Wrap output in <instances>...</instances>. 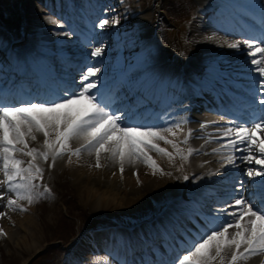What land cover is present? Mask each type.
<instances>
[{
  "label": "bare ground",
  "instance_id": "1",
  "mask_svg": "<svg viewBox=\"0 0 264 264\" xmlns=\"http://www.w3.org/2000/svg\"><path fill=\"white\" fill-rule=\"evenodd\" d=\"M26 1L27 11H25L27 14L24 23L28 30L22 33L25 37V44L18 45V47L11 42L8 44L5 32L0 28V48L3 47V50L0 51V99L17 103L23 102L28 97L39 102L40 100H53V92L61 95L68 91V85H62L63 88L58 87L59 82L55 80V77L59 78L61 75L60 79L76 83L79 81L80 73L87 67L84 68L86 64L81 62L76 65L78 68L75 72L66 73L59 64L63 66L67 64L70 51L73 56L77 54L78 49L73 47L74 38L81 40L94 31V38H88L85 42L89 46L87 50L78 52L83 53V56H88L86 53H90L93 47L95 48L97 45H99L97 47H103L100 57L89 55L92 57L91 62L88 63L89 67L106 65L103 69L100 67V72L92 79L101 83L105 81L104 88L115 84L118 79L125 80L124 92H130V95L129 97L127 95L123 102L133 105L132 102L143 98L148 99L149 103L140 105L137 112L141 111L142 114L147 111L153 116L142 124L159 126L161 129L171 127L177 132V135L172 137L165 133L169 135L170 139L176 140L185 150L187 148L197 150L188 159H182L180 155H176L174 160H169L167 156L155 151L151 152L150 154L167 174H161L158 171L153 174L152 168L137 161L132 164L126 162L123 175L120 173L119 163L110 159L109 153L101 154L103 166L96 167L95 153L89 154L88 151H84L82 156L84 160H78L83 168L81 174L76 176V183L85 186L83 190L87 193L86 198L102 205L101 209L108 210L107 213L111 217H116V211L112 209L114 205L110 207L111 210L107 205L115 203L117 206L126 199H129L128 203H132L133 206L140 200L143 202L145 197L154 200L159 194L161 202L152 201L151 211L157 215L163 207L160 214L152 220L132 227H110L108 232L89 233L88 239L84 238L85 242H89L85 245L86 248L105 246L111 255L113 264L114 260L120 264H169L170 259L181 248H184L188 240H191L194 235H198L202 227L205 228L213 222L215 211L220 208L219 205L212 207L215 211L208 213V217L202 212L209 208L210 201H218L225 193L231 191L232 185H236L234 181L236 174L239 175V181L244 182L245 189L253 187L255 190L239 189L246 199L250 194L255 193L259 196L260 193H264V186L259 183L253 186L251 183L253 179L258 181L259 178L243 176L244 168L250 165L238 160L237 162H240L241 165L237 164L235 175L226 172V169L231 166L221 167L223 164L221 157L228 155V152L225 150L213 153L212 149L219 148L225 142V138H222L220 132L223 122L214 114L202 115L198 112V108L203 106L198 98H206L207 101L213 99L216 104L220 105L232 94L234 88L240 90L239 83L242 78L240 72L245 68L249 69V66L243 55V48L238 52L229 49L227 45L234 40H240L234 39L232 35L235 33L231 31L250 30L242 18L250 19L253 16L252 13H255L259 16L260 22L264 20V0H196L194 13L188 20H183L187 27L183 35L184 47L181 56L175 54L174 46L168 43L164 37L160 39L159 36L162 35H159L158 31L150 26L153 24L151 22L154 16L158 15L155 13L158 11V7L156 9L153 0L149 1V5L145 3L146 0H74L71 3L78 5L77 10L72 4H67V0H42L46 3V7L50 6L54 10L57 16L81 20L79 16L81 13L83 14V18L87 22H85L86 27L82 30L72 28L75 34H71L67 38L61 33L62 30L68 29V24L64 25L53 15L51 17L42 15L41 12L50 11L41 5L34 4L32 0ZM106 1L105 11L102 12L101 17L108 12L119 13L118 17L114 18L119 20L117 24H121L123 29L113 34H110L107 26L103 29L97 27L93 28V31L88 30L87 27L92 24L90 22L100 18V13H98L100 4ZM61 4L65 6V14L60 11ZM109 5L112 7V11L108 9ZM160 9L162 10L161 7ZM1 14L2 9H0V16ZM49 18L58 22L52 24ZM109 25L114 26L115 24L109 23ZM253 25L256 27V24ZM79 32L82 33V36L76 34ZM107 35L109 39L111 37L113 39L109 40L106 46H102L100 43ZM119 47L122 49L115 52L114 50ZM109 48H112L110 52ZM72 59L75 60L74 57ZM16 63L17 65H15ZM118 63L121 70L112 74L113 76L117 75L116 77L109 76L111 72L103 71L108 65H117ZM245 63L247 65H243ZM23 65L26 66V69ZM21 69H25V73L20 75ZM77 71L79 75L76 74ZM124 71L127 73L124 74ZM251 74L256 78L255 74ZM219 78H221L220 81ZM76 87L77 85L71 89ZM92 91L95 92L96 89ZM110 99L109 97L107 102ZM152 100L155 101V105L149 108ZM205 109L208 110V108ZM209 110L214 111L213 109ZM155 111L159 115H156ZM132 112L128 110L125 118H131ZM201 125L206 126L201 127ZM189 130L192 133L191 138L187 144H184L182 141L188 135ZM36 137L35 141L29 139L30 147L43 150V134L36 133ZM82 143L81 139L71 141L73 148L79 147ZM158 143L169 151H175L171 145L164 141H158ZM17 156L25 162L30 159L20 153H17ZM63 160L65 161L61 166ZM37 162L45 168L44 174L46 172L47 177L53 175L51 172L55 167H50L51 158L48 162L42 159H38ZM68 163V154L65 157L57 158L55 164H57L58 173L63 167H67ZM211 172H215L216 175H209ZM184 175H188L189 179L184 180ZM2 179L3 174L0 173V180ZM213 179H215L214 185L205 186L209 180ZM43 180H47V183L51 182L49 178ZM90 184L92 187L88 186ZM234 190L231 193L237 191L236 188ZM122 191L124 194L126 192L131 194L122 196L123 194L120 195ZM137 192L140 194L136 198L134 194ZM11 195L14 196V194ZM237 198L239 197L237 196ZM52 200H56V198L53 197ZM3 203L6 204V198ZM20 203L28 204L24 200H21ZM3 206V204L0 205V212L6 213V215L0 216V224H2L0 229L7 235L0 236H4L3 239L10 241L12 236L10 234L17 236L21 235L19 231H23L25 236L34 239L32 244L36 246L34 241L38 237H35L36 232L33 231L37 225L36 219L28 213L12 219V214H8ZM231 210L229 209V211ZM12 213L15 214L13 210ZM15 218H17L16 220L21 218L17 229L8 228L7 224ZM229 231L232 232L234 229ZM94 234L98 237H94ZM22 240L21 237L17 244H22V247L26 249V244L20 243ZM142 244L143 250L138 248ZM81 245L84 244L81 243ZM29 248L32 249L31 246H28ZM240 264H264V253L252 256L247 261H241Z\"/></svg>",
  "mask_w": 264,
  "mask_h": 264
},
{
  "label": "snow or ice",
  "instance_id": "2",
  "mask_svg": "<svg viewBox=\"0 0 264 264\" xmlns=\"http://www.w3.org/2000/svg\"><path fill=\"white\" fill-rule=\"evenodd\" d=\"M49 19L52 24L58 22ZM112 23H119V20L113 19ZM108 24L107 19H102L96 26L103 29ZM260 33L249 34L247 38L227 45L238 52L243 48L249 70L256 78L249 93L250 118L245 122L238 121L234 127L224 128L222 138L225 142L212 149L213 153L228 152L221 157L222 168L229 165L236 169L237 160L250 165L242 174L247 178H259L251 181L253 186L257 183L264 186V20L260 22ZM102 52L103 47H96L91 56L100 57ZM99 72V67H87L80 73L77 87L63 92L57 99L19 103L0 99V173L3 174L0 203L6 198V207L26 212L28 208L20 203L21 200L31 205L42 198H53L51 188L43 184L44 169L38 159L48 162L51 158L50 167H55L57 158L65 154L69 155L71 163L72 156L79 158L82 152L88 151L95 153V166L102 167L101 154L109 153L110 159L119 163L121 175L126 162L137 161L152 168L153 174L157 171L167 174L151 152L174 160L176 155L188 159L197 151L193 148L185 150L176 140L170 139L165 133L175 137L177 132L173 128L161 129L127 120L123 111L98 99L97 81L92 78ZM36 133L43 134V150L29 145V139L36 140ZM191 135L189 130L182 143L187 144ZM74 139H81L83 143L73 148L71 141ZM158 141L171 145L175 151L162 147ZM17 153L30 159L25 162ZM183 179L188 180V175ZM236 189L228 195L231 203L220 201L224 207L216 209L213 222L187 241L185 251L179 252L172 264H240L264 253V193L260 196L253 193L246 199L239 191L245 189L243 181L236 182ZM4 215L6 213L0 212V216ZM230 229L234 231L230 232ZM0 235L7 233L0 229Z\"/></svg>",
  "mask_w": 264,
  "mask_h": 264
},
{
  "label": "rangeland",
  "instance_id": "3",
  "mask_svg": "<svg viewBox=\"0 0 264 264\" xmlns=\"http://www.w3.org/2000/svg\"><path fill=\"white\" fill-rule=\"evenodd\" d=\"M149 1L146 0L145 3L149 5ZM35 2L40 5V2L37 0ZM196 2V0H153V3L157 7L160 5L162 10L158 9L160 16H156L152 21L153 24L150 26L158 31L159 35H162L159 36L160 39L164 37L168 43L174 46V51L176 50L175 54L178 56L182 55L184 47L183 35L187 27L183 20H188L194 13ZM26 5V0H0V9H2L0 26H2L8 37H12L10 40L14 42V46L16 47L19 45L18 42L25 41L22 33L28 30L24 23L27 14ZM108 9L112 11V7H108ZM41 13L44 16L51 17V13L49 12ZM117 14L119 13L114 12V17H118ZM114 17L112 16L110 19L105 18L110 24H115L114 26L106 25L110 34L123 29L121 24L112 23V20L115 19ZM59 21L66 24L63 19ZM61 34L66 38L69 37L66 30H62ZM112 39V37L109 39L107 35L105 40L107 42V40L111 41ZM121 49L119 47L114 51L118 52ZM111 50L112 48L108 49L109 52ZM104 67L106 65L103 66L102 64L101 68L103 69ZM112 67V65H108L104 71H108ZM83 153H81L79 158L72 156L71 160L73 161L68 163L67 167H63L59 173L57 171V164H55V168L53 167L54 169L52 168L54 172H51L52 176L47 177L45 172L44 179L49 178L51 182L47 183V180H45L46 182L43 180V184L51 188L53 197L56 200H52L53 198H42L31 205H24L28 208L26 212L12 209L15 214L12 213L11 208L6 207V204L2 203L4 205L3 209L8 214H12V219L24 213L32 215V218L36 219L37 225L33 231L36 232L35 237H38V239L35 238L34 243L36 246H33L32 242L34 239L25 236L23 231H19L21 235L17 236L10 234L12 235L10 241L5 238L3 239L4 236H0V264H113L111 257L106 252V248L101 246L88 250L85 245L89 244V242H85L84 238L88 239L91 232L96 234L102 231L108 232L109 227L117 226L132 227L142 221L151 219V216L154 214L151 211L153 202L157 200V203L161 202L159 194L154 200L146 199L145 197L143 198V202H140L142 201L140 200L133 206L132 203H128L129 199H126V201L121 202L117 206L115 203L107 205L109 210L114 205L112 209L116 211V217H111L107 213L108 210L101 209L102 205L99 204V206L97 203L86 198L87 193L83 190L85 186L83 187L82 184L76 183V176L81 174L83 168V165L78 161L84 160L82 159ZM64 161H61V166ZM42 168L45 169L44 167ZM88 186L92 187L91 184ZM139 192L141 191L139 190ZM130 194L127 192L124 194L122 191L120 195L129 196ZM139 194L138 192L135 193L134 197L137 198ZM16 219L7 224L8 228L17 229L21 218ZM1 226L2 224H0V228H2ZM96 234H94V237H98ZM21 237L23 240L20 243H25L26 249L22 247V244H17ZM81 243L84 245L82 246ZM28 246H31L32 249H28Z\"/></svg>",
  "mask_w": 264,
  "mask_h": 264
}]
</instances>
